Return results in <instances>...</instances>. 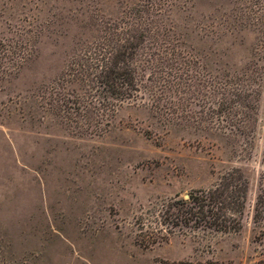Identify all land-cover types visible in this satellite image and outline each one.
Wrapping results in <instances>:
<instances>
[{
  "label": "rangeland",
  "instance_id": "374dc122",
  "mask_svg": "<svg viewBox=\"0 0 264 264\" xmlns=\"http://www.w3.org/2000/svg\"><path fill=\"white\" fill-rule=\"evenodd\" d=\"M141 1L0 0V264H264V0H175L170 21L208 79L180 118L146 94L82 135L41 99L93 12ZM254 64L259 108L241 133L214 114L212 76ZM235 168L248 180L240 231L175 228L141 244V217Z\"/></svg>",
  "mask_w": 264,
  "mask_h": 264
},
{
  "label": "trees",
  "instance_id": "16d2710c",
  "mask_svg": "<svg viewBox=\"0 0 264 264\" xmlns=\"http://www.w3.org/2000/svg\"><path fill=\"white\" fill-rule=\"evenodd\" d=\"M175 6L179 7L175 0H144L126 5L116 16L93 12L83 26L89 35L75 41L64 71L43 91L47 109L82 135L103 134L123 105L146 94L169 115L180 118L191 111L208 86L207 71L170 21ZM28 57V52L22 55L12 70H19ZM261 74L258 64L213 74L214 114H225L228 119L222 121L232 130L245 133L250 117L257 113ZM247 191L244 173L231 169L213 187L168 201L161 212L151 215V224L141 217L139 240L145 247L153 246L183 227L238 232Z\"/></svg>",
  "mask_w": 264,
  "mask_h": 264
},
{
  "label": "water",
  "instance_id": "95a60500",
  "mask_svg": "<svg viewBox=\"0 0 264 264\" xmlns=\"http://www.w3.org/2000/svg\"><path fill=\"white\" fill-rule=\"evenodd\" d=\"M186 197H188V195Z\"/></svg>",
  "mask_w": 264,
  "mask_h": 264
}]
</instances>
